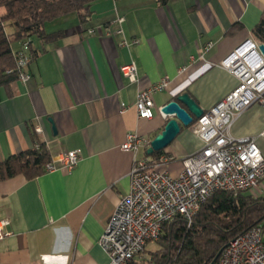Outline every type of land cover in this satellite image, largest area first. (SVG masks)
Segmentation results:
<instances>
[{"label":"crops","instance_id":"1","mask_svg":"<svg viewBox=\"0 0 264 264\" xmlns=\"http://www.w3.org/2000/svg\"><path fill=\"white\" fill-rule=\"evenodd\" d=\"M263 13L264 0H96L85 23L77 13L47 23V33L63 36L51 43L33 39L31 79L1 92L0 163L38 142L54 161L73 150L81 152V161L71 172L0 181V222L9 221L10 233L0 242V264H109L99 240L130 192L135 162L159 160L149 148L122 150L127 135L152 141L172 118L161 109L180 94L188 93L205 112L229 95L239 80L220 64L254 39ZM119 17L123 35L117 33ZM124 39L128 47H120ZM130 62L137 65L138 84L120 73ZM165 77L171 84L154 94V118L139 119L138 91ZM122 104L129 107L124 113ZM262 133L261 104L242 112L230 129L234 138L256 137L264 155ZM202 146L192 127L182 128L165 150L176 162L159 170L176 175L181 161ZM147 259L143 253L131 264Z\"/></svg>","mask_w":264,"mask_h":264},{"label":"built area","instance_id":"2","mask_svg":"<svg viewBox=\"0 0 264 264\" xmlns=\"http://www.w3.org/2000/svg\"><path fill=\"white\" fill-rule=\"evenodd\" d=\"M123 22L124 18L117 19V33L121 35L124 33ZM28 45V41L22 42L15 55L17 77L23 83L32 77L29 68L33 56L28 53ZM260 45L250 38L222 60L220 66L238 78L239 85L191 126L203 146L181 161L182 168L176 175L169 170H159V166L169 167L175 162L168 153L162 154L157 163L149 158L136 160L131 172L130 192L120 199L99 240L100 247L109 257V264H131L145 252L150 242L158 241L163 226L178 216L191 224L202 205L218 191L248 193L254 197L264 195V155L256 137L234 138L230 134L242 112L254 104L264 107V55L259 50ZM128 46L124 39L120 47ZM201 59H204L203 55ZM186 70L181 68L178 75ZM120 73L128 82L139 83L134 62L121 66ZM170 84L171 79L165 77L138 91L135 109L139 119L154 118L153 96ZM128 109L122 104V113ZM36 131L41 133L40 128ZM151 142L129 133L121 148L136 154L142 147L150 148ZM36 147H39L38 143ZM80 153L73 150L61 154L57 161L47 164L45 172H71L81 161ZM8 225V220L0 222V242L10 235L6 231ZM214 264H264V228L254 227L231 240Z\"/></svg>","mask_w":264,"mask_h":264},{"label":"trees","instance_id":"3","mask_svg":"<svg viewBox=\"0 0 264 264\" xmlns=\"http://www.w3.org/2000/svg\"><path fill=\"white\" fill-rule=\"evenodd\" d=\"M94 1L0 0V101L1 92L18 81L13 43L28 41V53L34 59L37 52L31 49L33 39L51 43L63 36V32L47 33V23L71 13H77L85 23L91 16ZM252 35L264 44V13ZM38 144V148L12 155L0 163V181L18 175L33 179L44 174L52 156L44 143ZM165 150L149 156L158 160ZM263 222L264 195L218 191L202 205L191 224L178 216L163 226L156 241L157 250L150 252L147 263L210 264L231 240L254 227L264 228Z\"/></svg>","mask_w":264,"mask_h":264},{"label":"water","instance_id":"4","mask_svg":"<svg viewBox=\"0 0 264 264\" xmlns=\"http://www.w3.org/2000/svg\"><path fill=\"white\" fill-rule=\"evenodd\" d=\"M259 50L264 55V44L259 46ZM161 112L167 117L172 116V118L166 123L164 130L152 140L151 146L148 149L149 155L168 148L181 133L182 128L191 126L205 113L201 106L188 93L178 95L173 101L166 104L161 109ZM222 251L223 248L210 264H214L218 260Z\"/></svg>","mask_w":264,"mask_h":264},{"label":"rangeland","instance_id":"5","mask_svg":"<svg viewBox=\"0 0 264 264\" xmlns=\"http://www.w3.org/2000/svg\"><path fill=\"white\" fill-rule=\"evenodd\" d=\"M16 42H14L13 43V47L14 48H16ZM176 160V159H175ZM176 162V161H175ZM168 167V166H167ZM263 225H264V222L262 223ZM157 244H156V242H150L148 245H147V247H146V252H145V254L147 255V257H148V255L150 254V252H152V251H155V250H157Z\"/></svg>","mask_w":264,"mask_h":264}]
</instances>
